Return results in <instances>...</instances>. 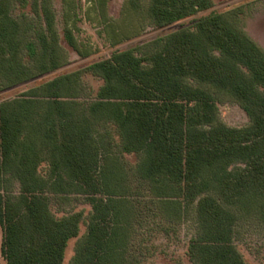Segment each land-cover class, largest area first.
Here are the masks:
<instances>
[{
	"label": "trees",
	"instance_id": "trees-1",
	"mask_svg": "<svg viewBox=\"0 0 264 264\" xmlns=\"http://www.w3.org/2000/svg\"><path fill=\"white\" fill-rule=\"evenodd\" d=\"M12 1L39 25L13 19ZM211 7L210 0H149L146 16L163 28ZM238 16L210 13L142 56L119 51L90 65L85 71L101 81L94 93L84 95L76 72L0 104V264H64L84 212L56 217L47 197L70 195L90 212L69 264H126L128 198L142 195L167 221L193 213L191 264H246L235 226L254 217L264 227V50ZM63 39L89 55L70 29ZM67 56L47 0H0L1 88L55 72ZM212 92L231 98L249 125H225ZM118 155L136 161L127 169Z\"/></svg>",
	"mask_w": 264,
	"mask_h": 264
},
{
	"label": "rangeland",
	"instance_id": "rangeland-1",
	"mask_svg": "<svg viewBox=\"0 0 264 264\" xmlns=\"http://www.w3.org/2000/svg\"><path fill=\"white\" fill-rule=\"evenodd\" d=\"M149 0H138L133 9L127 0H47L53 14L54 29L60 45L67 52V63L58 70L10 88L0 87V104L18 98L29 90L65 74L80 72L79 84L94 93L101 81L86 72L90 65L107 60L115 52L133 50L137 56L146 54L157 39L182 28H192L195 22L210 13L237 10L241 27L264 50V0H210L212 7L191 18L163 28H155L148 22L146 8ZM11 17L21 22L23 15L29 23L39 25L29 8L22 10L12 1ZM70 29L80 48L88 52L86 57L74 53L63 39V30ZM90 94V93H89ZM217 100L219 119L232 128H244L249 120L240 107L227 95L212 92ZM111 130V128H110ZM114 138V132L111 131ZM115 153V152H114ZM120 164L129 169L136 161L134 156L118 155ZM48 165L38 170L43 179L48 177ZM132 186L135 185L130 180ZM11 192L17 191L12 181ZM132 220L128 226L126 264H191L186 250L195 236L194 216L188 212L182 219L167 221L157 204L142 195L128 198ZM47 202L56 217L74 212H84L78 238L71 240L66 249L64 264H69L75 243L85 234L90 208L79 196H49ZM234 245L246 264H264V227L254 217L241 219L235 226ZM1 250V239H0ZM1 264H5L1 259Z\"/></svg>",
	"mask_w": 264,
	"mask_h": 264
}]
</instances>
